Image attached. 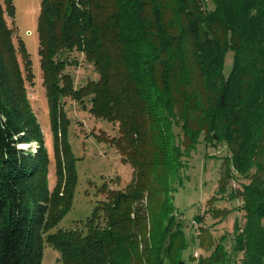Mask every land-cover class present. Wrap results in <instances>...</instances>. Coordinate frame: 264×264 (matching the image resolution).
<instances>
[{
    "label": "trees",
    "instance_id": "obj_1",
    "mask_svg": "<svg viewBox=\"0 0 264 264\" xmlns=\"http://www.w3.org/2000/svg\"><path fill=\"white\" fill-rule=\"evenodd\" d=\"M14 14L13 0H0V264H42L46 244L61 264H185L190 241L170 181L200 137L226 145L219 190L235 175L245 179L229 192L244 213L233 232L210 238L208 254H191L192 264H264V0H40L53 188L26 85L31 60L7 22ZM73 51L98 74L78 88L65 70ZM65 96L86 99L94 117L118 124L114 144L133 177L108 190L82 226L50 232L71 207L77 182ZM31 142L34 150L21 146ZM229 213L213 209L215 217Z\"/></svg>",
    "mask_w": 264,
    "mask_h": 264
},
{
    "label": "rangeland",
    "instance_id": "obj_2",
    "mask_svg": "<svg viewBox=\"0 0 264 264\" xmlns=\"http://www.w3.org/2000/svg\"><path fill=\"white\" fill-rule=\"evenodd\" d=\"M13 4L14 18L7 17V22L14 30L16 46L22 41L31 60L34 76L32 81H26V85L49 152V184L53 188L56 183L54 138L38 55L37 18L40 0H13ZM208 8H213L211 1H208ZM67 57L70 63L65 70L71 75L75 88L98 77L81 52L73 51ZM232 60V52L228 51L223 65L225 74L230 71ZM20 61L24 68L21 57ZM62 102L69 119L67 138L76 157L77 182L71 207L50 232L82 226L94 206L106 199L108 190L124 189L133 177V167L129 161L123 159L114 144V139L119 136L118 124L94 117L89 112V102L86 99L84 104H81L71 96H65ZM175 130L178 131V128L175 127ZM21 146L34 150L37 144L31 142ZM228 154L225 144L208 143L200 137L196 146L181 157L183 167L179 177L170 181V187L174 188L170 191L175 205L174 212L182 221L185 235L188 242L190 241L189 247L183 253L185 264H192L189 258L191 254L194 257L208 254L209 251L205 247L210 238L214 243L221 235L233 232L236 222L242 221L244 211L239 207L241 201L238 198L230 199L229 192L239 187L245 179L235 175L229 179L224 191L219 190L220 171ZM217 208L229 209L230 213L224 218L215 217L213 209ZM196 215L202 217L201 223L194 219ZM198 224L202 225L205 231H200ZM199 231L202 233L196 236ZM199 240L202 242L199 243ZM225 244L229 247L230 241ZM42 264H61L58 250L46 244Z\"/></svg>",
    "mask_w": 264,
    "mask_h": 264
}]
</instances>
